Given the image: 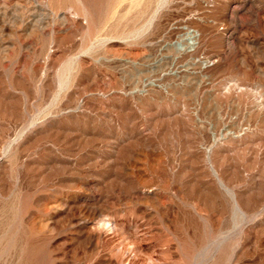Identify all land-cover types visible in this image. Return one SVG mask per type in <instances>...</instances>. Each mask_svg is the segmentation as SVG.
I'll return each mask as SVG.
<instances>
[{
  "label": "rangeland",
  "instance_id": "rangeland-1",
  "mask_svg": "<svg viewBox=\"0 0 264 264\" xmlns=\"http://www.w3.org/2000/svg\"><path fill=\"white\" fill-rule=\"evenodd\" d=\"M0 264H264V0H0Z\"/></svg>",
  "mask_w": 264,
  "mask_h": 264
},
{
  "label": "bare ground",
  "instance_id": "bare-ground-1",
  "mask_svg": "<svg viewBox=\"0 0 264 264\" xmlns=\"http://www.w3.org/2000/svg\"><path fill=\"white\" fill-rule=\"evenodd\" d=\"M186 35H188V39H189V47H194L195 46V44H197L198 42H197V40H198V36H199V33L196 31V30H194V29H189L188 31H187V34ZM184 50V49H183ZM195 51V50H194ZM184 52H182V54H183ZM188 54H189V52H188ZM190 57V56H189ZM183 58V57H182ZM206 62V61H205ZM202 63V62H201ZM186 64V63H185ZM192 64V63H191ZM200 64V63H199ZM198 64V65H199ZM204 64V63H203ZM212 64V63H211ZM187 65H188V63H187ZM194 65V64H193ZM206 65V64H205ZM189 66V65H188ZM177 67V66H176ZM175 67V68H176ZM182 68V67H181ZM172 72V71H171ZM179 72V71H178ZM201 73V72H200ZM179 74V73H178ZM181 74V73H180ZM179 74V75H180ZM198 74V73H197ZM173 75V74H172ZM179 77V76H178ZM162 78V77H161ZM186 78V77H185ZM202 78V77H201ZM200 78V79H201ZM204 78V77H203ZM147 81V80H146ZM156 81H158V80H156ZM172 81V80H171ZM155 82V81H154ZM152 83V82H151ZM189 83V82H188ZM153 85V84H152ZM177 85V84H176ZM145 86V85H144ZM147 86V85H146ZM208 86V85H207ZM152 87V86H151ZM241 88V87H240ZM226 90V89H225ZM207 91V90H206ZM222 91V90H221ZM209 92V91H208ZM220 92V91H219ZM214 94V93H213ZM210 95H212V94H210ZM258 96V95H257ZM246 99V98H245ZM258 100V99H257ZM231 101H233V100H231ZM259 101H260V99H259ZM252 109V108H251ZM253 110V109H252ZM217 112V111H216ZM251 112V111H250ZM223 113V112H222ZM259 113V112H258ZM217 114V113H216ZM260 114V113H259ZM257 115V114H256ZM227 117V116H226ZM234 119V118H233ZM244 120H245V118H244ZM236 121V120H235ZM217 123V122H216ZM240 123V122H239ZM246 123V122H245ZM232 124V123H231ZM231 124H229L228 122H225V123H223V125H222V127L221 128H219L218 130H215L214 132H213V138L211 139L212 140V145L210 146V147H216V148H218V149H223V148H225L227 145H229V144H231V143H233V142H239V141H241V139L243 138V136H244V134H245V131H244V129H242V128H239L238 130H233L232 128H231ZM236 124V123H235ZM234 124V125H235ZM247 124V123H246ZM212 126V125H211ZM214 129V128H213ZM217 129V128H216ZM248 130V129H247ZM251 130V129H250ZM249 133V132H248ZM207 134V133H206ZM208 138H209V136H208ZM246 140V139H245ZM205 142V141H204ZM244 144V143H243ZM203 146V145H202ZM243 146V145H242ZM241 146V147H242ZM208 147V146H207ZM239 147V146H238ZM203 148V147H202ZM209 148V147H208ZM228 148V147H227ZM214 149V148H213ZM206 151V150H205ZM232 151V150H231ZM225 154V153H224ZM216 160V159H215Z\"/></svg>",
  "mask_w": 264,
  "mask_h": 264
}]
</instances>
